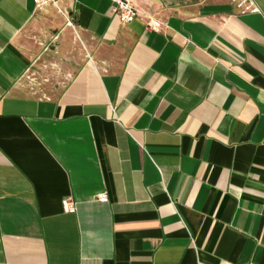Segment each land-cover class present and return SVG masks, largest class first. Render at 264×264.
Here are the masks:
<instances>
[{
    "label": "crops",
    "instance_id": "1",
    "mask_svg": "<svg viewBox=\"0 0 264 264\" xmlns=\"http://www.w3.org/2000/svg\"><path fill=\"white\" fill-rule=\"evenodd\" d=\"M253 1L0 0V264H264Z\"/></svg>",
    "mask_w": 264,
    "mask_h": 264
},
{
    "label": "built area",
    "instance_id": "2",
    "mask_svg": "<svg viewBox=\"0 0 264 264\" xmlns=\"http://www.w3.org/2000/svg\"><path fill=\"white\" fill-rule=\"evenodd\" d=\"M137 0H111V11L114 15H116L120 21L124 24H129L137 19L141 11L137 5ZM237 8L242 12H256L258 11L257 5H255L253 0H232ZM60 0H35L36 5L42 6L47 3H51L56 7L60 8L59 6ZM70 21V20H69ZM161 23L158 19H150L148 21V25L156 28ZM99 200L105 202L108 200V196L106 193H102L99 196ZM63 208L66 212H75L76 205L75 202L71 198H64L62 200Z\"/></svg>",
    "mask_w": 264,
    "mask_h": 264
},
{
    "label": "rangeland",
    "instance_id": "3",
    "mask_svg": "<svg viewBox=\"0 0 264 264\" xmlns=\"http://www.w3.org/2000/svg\"><path fill=\"white\" fill-rule=\"evenodd\" d=\"M79 49H76L77 53H74L75 56H81V51L84 49L83 44L80 38H77ZM80 59V58H79ZM51 59V56L41 57L35 60V66L32 69L30 85L32 87H39L42 83L49 84L51 81L57 79L54 77H61L64 76V66L63 64L60 65L56 63L54 60ZM63 61V60H62ZM65 61V60H64Z\"/></svg>",
    "mask_w": 264,
    "mask_h": 264
}]
</instances>
